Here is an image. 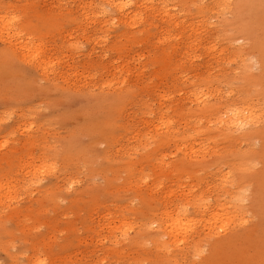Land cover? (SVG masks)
<instances>
[{
  "label": "rangeland",
  "instance_id": "374dc122",
  "mask_svg": "<svg viewBox=\"0 0 264 264\" xmlns=\"http://www.w3.org/2000/svg\"><path fill=\"white\" fill-rule=\"evenodd\" d=\"M123 1L0 0V264H264V0Z\"/></svg>",
  "mask_w": 264,
  "mask_h": 264
},
{
  "label": "bare ground",
  "instance_id": "6f19581e",
  "mask_svg": "<svg viewBox=\"0 0 264 264\" xmlns=\"http://www.w3.org/2000/svg\"><path fill=\"white\" fill-rule=\"evenodd\" d=\"M113 1L114 2H109V5L111 7L116 9L122 15L124 14L128 16V14H130V13L127 14V11L125 13V9L131 6L132 2H124L123 0H118V1L113 0ZM164 12H165V15L167 16L172 15L167 9L164 10ZM133 15H130V17H132ZM0 31L2 32L1 37L3 35V32H6L4 36L10 39L9 43L11 45L9 46V48L15 51V48H14L15 46L13 47V45H18L17 40L20 37L21 31L19 30L14 17H9L8 15L0 16ZM11 41L14 42V44L11 43ZM18 48L29 50L28 49L29 47L27 46L26 43L20 45ZM40 66H42V64ZM207 109H212V108L207 107L205 102H202L201 110H207ZM249 111L250 110L248 108H244L243 110H238V109L228 110L226 111L227 117L222 118L220 120V123H222V125L229 124L232 126L236 125L238 127H243L247 121H251L253 119V116L252 114L249 113ZM206 212L209 213V216L206 219V225H210L209 228L214 233H219L218 232L219 230L217 229L215 225L217 223H221V224L226 223V221L229 219L228 210L226 208L218 207V206H215L212 208H210L209 206H206L202 213L204 215H207L208 213ZM162 218L165 223V228H166L165 233L167 235L174 237V241H178L180 237L183 236L184 232L186 231V228L190 226V220H188L181 211L176 210V209L164 210L162 214ZM229 225L230 224H227V227H229Z\"/></svg>",
  "mask_w": 264,
  "mask_h": 264
}]
</instances>
